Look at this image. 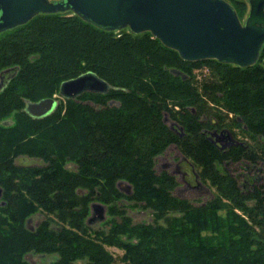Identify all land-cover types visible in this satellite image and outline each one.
Masks as SVG:
<instances>
[{
	"label": "trees",
	"instance_id": "1",
	"mask_svg": "<svg viewBox=\"0 0 264 264\" xmlns=\"http://www.w3.org/2000/svg\"><path fill=\"white\" fill-rule=\"evenodd\" d=\"M225 1L241 20L246 3ZM114 33L58 14L0 36V74L17 72L0 94V264H31L30 254L56 255L51 264H264V181L251 180L247 194L217 167L247 161L262 164L264 176V47L258 64L237 68L186 62L150 33ZM198 70L208 71L200 84L191 79ZM87 73L114 89L57 98L43 120L24 112L27 101L59 96L62 83ZM210 119L219 129L245 126L247 148L217 149L203 132ZM172 144L216 189L206 206L177 199L174 177L156 174L155 159ZM21 157L44 165L18 166ZM122 201L152 211L154 223L134 224ZM93 203L107 207L106 230L87 225ZM39 213L45 219L31 232L27 222ZM109 247L123 251L119 262Z\"/></svg>",
	"mask_w": 264,
	"mask_h": 264
},
{
	"label": "water",
	"instance_id": "2",
	"mask_svg": "<svg viewBox=\"0 0 264 264\" xmlns=\"http://www.w3.org/2000/svg\"><path fill=\"white\" fill-rule=\"evenodd\" d=\"M248 4V16L242 22L225 0H0V35L40 15L71 12L106 32L128 29L134 35L150 33L186 62L215 60L237 68H251L259 61L264 47V0H248ZM13 71L0 74V94L16 76L17 72ZM172 73L186 79L177 70ZM112 89L96 74L87 73L62 83L59 98L77 100L87 93L107 94ZM59 104L57 98L27 101L24 112L34 120H43L52 116ZM123 186L126 194L132 195V186L118 183L120 190ZM1 195L0 189V198ZM105 218V206L93 203L87 224ZM31 220L27 228L33 232Z\"/></svg>",
	"mask_w": 264,
	"mask_h": 264
},
{
	"label": "flooded vegetation",
	"instance_id": "3",
	"mask_svg": "<svg viewBox=\"0 0 264 264\" xmlns=\"http://www.w3.org/2000/svg\"><path fill=\"white\" fill-rule=\"evenodd\" d=\"M88 103L90 104V102H88ZM109 105L110 106L114 105V101H110ZM166 119L171 121V123H172V126H168L169 130L172 131L179 138L183 137L184 133H183V129L180 127V125H178L177 123L172 121L171 118L169 117V115H164L163 121H164V124H166V125H167V122H165ZM210 122H211L212 128H207V129L203 130V132L206 135L207 140H209L217 149H219L220 151L226 152L232 148L240 147V146H242L243 148H247V145L249 143H247V144L238 143V141L235 137V135H236L235 130L236 129L233 128L230 130V129H227L225 127L222 129H219L218 127H216V126H218L217 120L210 119ZM237 122L242 124V120L240 118L237 119ZM242 129H246V127L244 126ZM229 135H231L232 139L230 138ZM172 152L177 154L178 155L177 157L179 159L181 157V159L179 161L178 160L176 161V159H177L176 157L170 158ZM190 162L192 163L191 160H189L187 157H185L180 152V149H179L178 145H176V144L170 145L162 155L158 156L155 159V163H156L155 166L158 167L159 169H161V171L162 170L163 171L164 170L165 171L170 170L172 172V174H169V173H167V174H169L170 176H172L174 178H175V175H177L178 182L181 185L179 186L178 182L176 180L177 186L174 189V192L177 193V195L179 196L178 198H180V200H184V201L186 200L185 198H187V196L184 195L185 193H188L190 196H192L191 195L192 191L200 190L201 188L203 189V185L201 184L203 182L200 178V175L198 174V170H197L196 166L193 163L191 164ZM183 164H189L191 169H189V170L183 169ZM232 165H235V169L238 171H239V169L242 170V167H244V166L246 169L244 171L245 174L239 173L238 176L235 178L239 184V187H241L240 184H243L242 187L252 189L254 185H251V183H250L251 180H253L256 185L263 183L264 176H263L262 164H260L259 166H256V165H252V164L248 163L247 161H242V162L236 163V164H233L232 161L225 163L226 167L232 166ZM191 172L193 174V177L191 175ZM162 173L160 172L159 175H161ZM255 176L259 177V181L257 179H254ZM182 187H183V189H182ZM120 192L127 195L126 191L120 190ZM247 194H249V193H247ZM124 202H126V201H122V202H120V204L128 207L129 203L126 202L127 205H124L123 204ZM99 204H101V203H99ZM101 205L105 206L104 204H101ZM105 208H106V218L104 221H101V223H103L104 228H105V222L108 219L107 207L105 206ZM96 218H98V217H96ZM87 222H88V220H87ZM95 222H100V221H99V219H97V221H95ZM39 225L40 224H38L37 227ZM104 228L100 229L99 231L104 230Z\"/></svg>",
	"mask_w": 264,
	"mask_h": 264
},
{
	"label": "rangeland",
	"instance_id": "4",
	"mask_svg": "<svg viewBox=\"0 0 264 264\" xmlns=\"http://www.w3.org/2000/svg\"><path fill=\"white\" fill-rule=\"evenodd\" d=\"M51 1H55V0H51ZM242 1L245 2L246 5H247L246 6V12H245L244 16H242V19H241V21L244 22L245 19L248 16V13H249V10H250V6L248 4V0H242ZM61 15H62V17H68V16H72L73 14L71 12H68V13H64V14H61ZM123 32H128L129 33V30L125 29V30H122V31H119V32H115L114 34H115L116 37H119V36H121L123 34ZM260 59L261 58H259V61L257 62V64L260 62ZM261 64H264V58L262 59ZM205 76H208V71L207 70L193 71L192 75H191V79H192V81L196 80V82H198L200 84L201 82H203V79H204ZM53 98H59L58 94H55ZM208 105L210 106L211 109L216 110V107L214 105H210V104H208ZM176 109H178V108H176ZM166 122H167V126H172L171 121L166 119ZM10 123L11 122H8L7 124L9 125ZM242 128L243 127L239 128V126H237V127L235 126V128H234V129H236L235 130L236 131L235 132L236 133L235 137H236L238 143L247 144V143L250 142V140L248 138H246L247 135H245V133H243V129ZM177 156H178L177 154L172 152L170 158L176 157L177 158L176 161L177 160L179 161L181 159V157L179 159ZM16 164L18 166H37V167L38 166L40 167V166L44 165L43 161H41V160H37V159L33 160V159H30V158H26V157L25 158L24 157L18 158L17 161H16ZM217 167L221 171V173H223V175H229L232 178H236L239 173L240 174H245L244 171L246 170L245 166L242 167V170L239 169V171L235 169V165L227 166V167L225 165H222V166H217ZM68 169L75 170V166L74 165H69ZM154 169H155L157 175H159L160 172L161 173L162 172L163 173L166 172V173L172 174V172L170 170H166V171L162 170L161 171V169H159L156 166H155ZM183 169L189 170V169H191V167L189 166V164H183ZM191 175L193 177L192 172H191ZM175 178H174L175 182H176V180L178 182L177 175H175ZM177 182H176V184H177ZM201 184L203 185V189L201 188L200 190L192 191V193H191L192 196H190L188 193L184 194L185 196H187V198H185L186 199L185 201H188L189 203L192 204V206H194L196 208L202 207V206H206L207 203H209L213 199L215 194H216V189L213 188L208 181H207V183H201ZM178 185L180 186L181 184H179V182H178ZM153 186L156 187V184L155 185L153 184ZM240 186H241L240 189L243 192H245V193H247V192H249V190H251V188L242 187L243 184H240ZM174 189H173V192H172L173 196L176 197L177 199H180V198H178L179 196L177 195V193L174 192ZM182 189H183V187H182ZM122 191H126V187L125 186L122 187ZM123 204L127 205L126 202H124ZM125 211L132 218L134 224H140V223L141 224L142 223H144V224H152V223H154V218H153V215H152V211H150V210H144V209H140V208L127 207ZM219 214L221 216H224L225 215V211L220 212ZM239 214H241V213H239ZM44 219H45V215L42 214V213H39V214L35 215L32 218V220L30 222V226L32 228L36 229L37 225L40 224L42 221H44ZM90 228L92 230H94V231H99L100 229H103L104 227H103V223L95 222V223L90 225ZM104 230H106V228H104ZM205 234L206 233H204V235ZM108 251L113 254V256L116 258V260L118 262H119L120 258L123 256V251H121L119 249L110 248L109 247ZM57 259H58V257L56 255L55 256H44V255L30 254V255L26 256V260L29 263H31V264H51V263L55 262ZM78 264H83V263H78Z\"/></svg>",
	"mask_w": 264,
	"mask_h": 264
}]
</instances>
